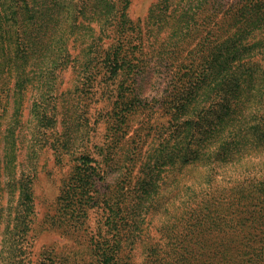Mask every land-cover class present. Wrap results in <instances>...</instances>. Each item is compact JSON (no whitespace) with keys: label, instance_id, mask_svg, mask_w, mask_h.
Masks as SVG:
<instances>
[{"label":"rangeland","instance_id":"obj_1","mask_svg":"<svg viewBox=\"0 0 264 264\" xmlns=\"http://www.w3.org/2000/svg\"><path fill=\"white\" fill-rule=\"evenodd\" d=\"M25 1L0 0V264H98L96 243L112 242L110 230H100L104 202L123 204L155 160L157 194L137 227L120 233L119 264H227L262 256L259 247L226 253L229 238L211 235L203 218L211 200L207 153L190 136L210 97L205 86L191 93L208 64L195 53L219 49L238 33L235 22L228 26L223 11L193 17L188 29L194 31L186 34L171 9L148 19L162 0H130L125 13L133 29L112 19L99 31L92 5L80 12L81 0ZM204 1L188 0L192 13ZM108 55L118 67L103 64ZM178 125L183 145L171 135ZM192 146L199 147L196 160L179 159V148ZM257 151L250 163L240 162L242 177H264V146ZM86 158L106 175L95 191L74 199L66 186ZM24 186L31 189L32 212L21 207ZM223 202L235 208L233 196ZM250 231L244 228L249 238L236 237L233 245L261 238L260 230ZM197 241L204 253L186 248Z\"/></svg>","mask_w":264,"mask_h":264},{"label":"trees","instance_id":"obj_2","mask_svg":"<svg viewBox=\"0 0 264 264\" xmlns=\"http://www.w3.org/2000/svg\"><path fill=\"white\" fill-rule=\"evenodd\" d=\"M23 1L26 3L25 0ZM229 1L205 0L196 5L197 10L192 13V2L188 0H162L150 7L148 19L154 20L162 13V10L167 12L171 9V18H174L176 24L181 27V30H185L186 34L194 31L192 27L188 29V22L195 20H192L193 17L197 20V18H206L215 15L218 11H223L224 22L228 26L230 22H235L238 33L228 35L224 40V45L219 49L213 50L212 48L203 54L195 53L201 59H205L208 64L205 72H201L204 75L203 78L195 79L191 93L197 96L199 90L205 86L210 97L207 113L203 116L198 115L195 128L190 136L193 142L205 144L207 153V179L211 200H208L207 215L203 218L207 217L210 220L211 235L220 234L224 236V239L229 238L230 242L224 247L226 253H236L239 248L251 249L252 253L255 248L259 247L263 255L248 258L250 261L254 260V264H263L264 177L253 176L249 173L245 178L238 170L242 167L240 162L248 160L250 163L251 157L261 155L257 148L264 146V0L232 1V4ZM129 3L130 0H81L78 5H80V12L83 8L92 5V12L96 13L97 18L95 25L98 26L99 31H103L112 19L118 21L120 26L129 23L130 29H133V22L125 13ZM160 5L163 7L159 8ZM102 8L105 9L102 10ZM194 25L198 26V23L194 22ZM122 32L124 34L126 32L123 27ZM255 32L256 37L248 39ZM25 54H22V57ZM112 57L113 55H108L106 60L102 61L103 64L110 66L115 64L118 67V60L115 61ZM195 69L197 71L199 68ZM204 119L205 125H202ZM180 128L181 125H178L171 135L175 137L174 140L179 142V145H183L185 139L179 136ZM194 148L196 149L179 148V159L189 161L197 157L199 147ZM133 155L132 153L131 157ZM144 167V171L137 178L132 189H129L123 204H119V201L115 204L104 202L103 224L100 230L105 232L109 229L112 233V242L96 243L95 253L98 264H119L117 258L120 252L118 241L120 233L122 232L124 236L130 234L137 227L142 211L145 212L150 206L149 201L153 203L159 180L157 160ZM104 175H106V170L102 166L93 163L88 158L83 159L66 186L67 193L76 199L81 193L88 194L95 191ZM226 183H230L225 188V191L230 194L222 197L221 191ZM22 189L21 207H24L25 211L32 212L31 189L26 186ZM96 195L98 193L86 195L83 198L93 199L92 197ZM229 196L235 198L232 207L239 209L238 212H235V208H230L231 205L223 202ZM223 210H229V218ZM244 228H249L250 233L260 230L261 238L256 237L259 240L255 239V242L249 245L240 247L233 245V239L236 237L243 240L249 238L250 234L243 232ZM204 245L202 241H197L189 243L186 248L194 254H200L204 253ZM209 245L214 249L212 243ZM222 251L217 250L216 254ZM247 260L242 257L235 262L227 261V264H245Z\"/></svg>","mask_w":264,"mask_h":264}]
</instances>
